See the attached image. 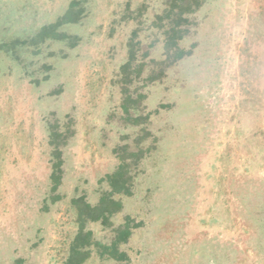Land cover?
I'll list each match as a JSON object with an SVG mask.
<instances>
[{"label":"rangeland","instance_id":"rangeland-1","mask_svg":"<svg viewBox=\"0 0 264 264\" xmlns=\"http://www.w3.org/2000/svg\"><path fill=\"white\" fill-rule=\"evenodd\" d=\"M171 2L0 0V264H66L75 200L97 205L124 164L131 193L85 229L130 228L125 255L83 264H264V0H201L173 62Z\"/></svg>","mask_w":264,"mask_h":264},{"label":"trees","instance_id":"trees-1","mask_svg":"<svg viewBox=\"0 0 264 264\" xmlns=\"http://www.w3.org/2000/svg\"><path fill=\"white\" fill-rule=\"evenodd\" d=\"M172 7H170L167 10L168 19H171L174 15H177L178 20H175L174 23H170V26L168 30H166V49L168 51V59L170 62L176 61V59H179L183 56H185L187 53L181 47L179 46V40L182 39L185 35L186 29L183 28L184 23H188V16L187 14L194 12L197 8L201 6V0H172ZM176 9V13H175ZM75 14L72 12V8L68 10V12L63 16V18L60 19V21L56 24H51L50 26L44 27L38 34V38L44 39L49 35V31H54L59 24H62L63 22H72L74 21ZM170 17V18H169ZM52 34V32H51ZM53 35H60V34H53ZM168 60V61H169ZM135 62V50L134 46L131 47L130 52V60L125 64L122 71L124 73L123 81L125 84H123V93L126 95V102L129 103V101L132 100L131 92L129 91L128 83L131 85V83H134L135 78H131L130 69L133 66V63ZM163 64V63H162ZM142 68V66H141ZM163 73V72H162ZM159 77V76H156ZM128 106L126 107V109ZM55 132L52 133V143L54 144V155L56 157V163L54 165V173L52 177L55 181V186L60 182L61 173H62V148L61 146L64 145L67 142L68 135H58L60 140L57 139V135ZM125 165V164H124ZM124 165L120 166L118 171L115 173L109 174V181L110 185L112 186L111 192H104V194L101 197L100 202L92 206L88 204L87 202H84L82 198H79L78 200H75V204L79 207V223L80 228L79 231L75 237V240L72 244V248L70 250V257L67 260L66 264H83L90 255L89 247L92 245H96L100 253L102 255L109 254L112 256V258H120L124 253H122L118 245L121 242H124L128 239V237L131 235V230L128 227L120 228L118 231H120V238H116L114 240L113 244L108 245L104 244L100 241H95L91 237L92 232L87 231L86 228V222L88 220L92 221H102L104 223H107L109 221V217L119 211L122 207V202L120 200H117L114 198L115 193H131L127 180H124L125 183L119 185L117 182L120 181L122 178V175L125 174V167ZM120 178V179H119ZM130 178V177H129Z\"/></svg>","mask_w":264,"mask_h":264}]
</instances>
